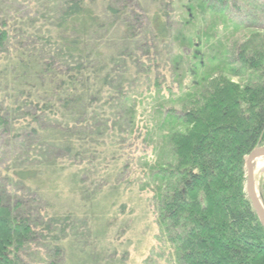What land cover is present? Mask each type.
I'll return each mask as SVG.
<instances>
[{
    "label": "trees",
    "instance_id": "1",
    "mask_svg": "<svg viewBox=\"0 0 264 264\" xmlns=\"http://www.w3.org/2000/svg\"><path fill=\"white\" fill-rule=\"evenodd\" d=\"M41 1L36 18L22 17L16 20L20 25L0 13V128L15 147L19 140L22 152L11 156L15 169L6 180L30 185L34 201L50 206L37 210V217L16 218L3 207L0 188V264H45L41 250L32 252L34 244L55 258L68 251L75 264L85 258L100 264L91 250L73 253L79 248L67 238L77 229L78 211L54 205L46 188L55 189L56 176L67 167L73 170L66 180L78 182L85 165L100 162L108 139L111 161L124 156L129 136L115 125H126L124 106L135 114L130 93L140 79H150L142 72L163 65L165 56L159 49L157 62L149 47L144 59L150 64L139 58L134 45L141 33L126 9L101 10L99 0ZM137 1L150 22L149 38L165 46L168 57L167 5ZM210 1L220 9L253 7L251 0ZM153 3L154 11L145 7ZM118 17L125 18L116 28ZM237 52L239 68L229 75L247 70L251 80L242 86L213 75L199 84L180 113L183 130L169 135L171 160L152 169L160 227L178 264H264V228L246 193L245 169L246 157L264 147V35L256 34ZM40 175L47 187L39 185Z\"/></svg>",
    "mask_w": 264,
    "mask_h": 264
},
{
    "label": "rangeland",
    "instance_id": "2",
    "mask_svg": "<svg viewBox=\"0 0 264 264\" xmlns=\"http://www.w3.org/2000/svg\"><path fill=\"white\" fill-rule=\"evenodd\" d=\"M39 1L0 0V13L10 16L14 23L20 25V21L16 20L22 17H31L32 21L36 18ZM159 1L162 6L167 5L165 13L171 32L168 57L164 52L165 46L149 38L150 22L137 0H99L96 6L101 10L104 6H112L129 11V18L137 23L141 33L134 49L145 63L148 61L144 59V54L149 47L157 62L160 61L159 49V53L165 56L163 65L156 67L157 63H153L151 71L142 72L147 74L146 78L151 75L150 79H140L136 91L130 93V98H133H129L128 103L135 101V105L132 104L135 114L132 115L129 107L125 109L124 106V116L128 117L126 125H115V131L129 136L124 144V156L111 161L109 153L113 146L107 138L100 162L85 165L84 174L77 172L83 174L79 183L74 181L73 185L71 179L66 180L67 173L70 175L73 170L68 167L56 176L60 180L55 189L47 187L49 184L45 183L42 175L39 176V185L47 187L45 196L49 201L54 205L56 203L57 207L71 206L78 211L77 229L67 238L75 241L79 248L78 253L75 250L73 253L80 255V251L91 250L88 251L93 252L91 257L94 255L100 264H178L175 248L171 247L172 243L160 227V214L156 210L157 175L152 169L171 160L168 138L170 133L183 130L179 116L187 104L188 95L197 94L201 89L199 84L203 85L204 80L213 75H222L234 83L247 85L251 80L247 70H241L240 77L231 78L229 73L239 68V46L256 34L264 35V0H251L253 7H242V11L233 5L220 9L210 0ZM41 2L44 5L46 0ZM42 4L39 8L43 7ZM145 7L154 11L155 5L145 4ZM135 17H139V21ZM118 18L116 28L122 25L125 17ZM188 39L192 43H188ZM156 83L160 85L154 86ZM172 110L176 111L170 114ZM18 142L15 147L0 128V188L5 194L3 207H10L16 218H34L40 215L37 210L50 204L34 201L35 189L30 185L14 186L6 180V176L15 169L11 156L22 154ZM15 166L19 167L17 161ZM40 171L42 174L43 170ZM255 182L264 202V170L256 172ZM81 188L87 189L89 195L82 196ZM31 250H41L47 264H75L76 261H72L73 254L68 251L64 257L55 258L43 246L34 244ZM85 260L82 264H90V259Z\"/></svg>",
    "mask_w": 264,
    "mask_h": 264
},
{
    "label": "water",
    "instance_id": "3",
    "mask_svg": "<svg viewBox=\"0 0 264 264\" xmlns=\"http://www.w3.org/2000/svg\"><path fill=\"white\" fill-rule=\"evenodd\" d=\"M264 158V148H258L254 150L247 158H246V193L251 201V204L257 214V217L264 228V202L262 196L259 195L256 182H255V172H254V163L258 159Z\"/></svg>",
    "mask_w": 264,
    "mask_h": 264
},
{
    "label": "bare ground",
    "instance_id": "4",
    "mask_svg": "<svg viewBox=\"0 0 264 264\" xmlns=\"http://www.w3.org/2000/svg\"><path fill=\"white\" fill-rule=\"evenodd\" d=\"M264 170V158L258 159L254 163V172L256 174L257 171Z\"/></svg>",
    "mask_w": 264,
    "mask_h": 264
}]
</instances>
